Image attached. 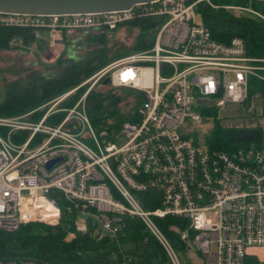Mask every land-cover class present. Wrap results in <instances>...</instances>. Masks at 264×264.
<instances>
[{
  "label": "built area",
  "instance_id": "1",
  "mask_svg": "<svg viewBox=\"0 0 264 264\" xmlns=\"http://www.w3.org/2000/svg\"><path fill=\"white\" fill-rule=\"evenodd\" d=\"M198 1L153 0L83 14L0 12V25L45 28L52 42L62 29L154 22L148 48L113 60L80 84L108 78L111 87L141 93L134 116L114 134L94 131L84 96L70 108H48L39 119L31 117L35 110L0 115V231L58 223L60 207L50 195L58 191L68 209L84 215L83 223L78 216L75 220L78 233L87 231L86 219H91L115 237L121 216H135L172 264H181L180 257L153 217L187 219L194 232L190 246L202 257L201 264H245L250 247L264 246V147L210 150L193 132L181 131L186 121H220L228 106L249 105L261 97L251 93L250 79L264 82V58L248 55L239 36L228 43L215 40L196 20ZM228 8L264 20L250 6ZM59 111L62 120L49 123ZM71 120L81 125L79 131L66 127ZM144 191L156 194L158 207L143 208L137 193ZM186 236V231L181 233L182 239ZM0 264L53 263L0 257Z\"/></svg>",
  "mask_w": 264,
  "mask_h": 264
},
{
  "label": "trees",
  "instance_id": "2",
  "mask_svg": "<svg viewBox=\"0 0 264 264\" xmlns=\"http://www.w3.org/2000/svg\"><path fill=\"white\" fill-rule=\"evenodd\" d=\"M228 6H250L252 10L264 16V0H200L194 5V9L215 40L228 43L232 37L239 36L245 42L248 55L264 58V20L254 13L231 9ZM123 26L139 27L136 50L150 46L149 30L154 26L151 19L130 21L114 29L105 26L98 29H82L86 33L83 43L87 47L91 45L92 48L79 54L75 52L77 50L75 45H84L79 42L81 38H67V33L74 29H62L59 32L63 35L60 41H63L65 50L56 60L53 70L49 73L35 72V76L25 83H13L10 86L6 84V96L0 101V114L13 116L35 110L79 86L60 103L63 108L72 107L87 89L86 84L80 86L86 78L128 53L125 51L110 54L107 47L108 32H115ZM38 31L48 33L45 28L0 25V49H25L36 39ZM15 41H18L17 44ZM97 86L104 90L89 91L85 98L86 114L95 132L106 130L111 135L124 121L134 116L142 99L141 93L123 87L116 89L104 84L103 81L98 82ZM249 89L251 93L260 94L264 115V82L252 77ZM124 100L130 105L125 112L119 110L118 106ZM44 112L41 109L37 110L31 117L39 119ZM212 114L215 116L216 112ZM63 116V112H56L48 118V122L58 124ZM66 127L73 131L78 130L77 122L73 120L69 121ZM263 136L261 127H224L215 118L204 143L210 150L231 152L240 148H261ZM53 194L61 211L58 223L21 224L16 230L0 231L1 258L30 257L53 264H172L163 246L138 217L122 215L115 237L103 232L91 219H86L87 231L78 233L75 229V220L79 213L68 209V204L61 193L58 191L50 193ZM137 197L147 210L159 205L156 194L152 191L138 192ZM153 221L179 255L181 264H192L187 257L194 233L189 228V221L172 215L163 218L153 217ZM184 231L187 232V236L182 239L181 233ZM70 233H74L73 237L66 239ZM245 264L261 263L247 254Z\"/></svg>",
  "mask_w": 264,
  "mask_h": 264
},
{
  "label": "rangeland",
  "instance_id": "3",
  "mask_svg": "<svg viewBox=\"0 0 264 264\" xmlns=\"http://www.w3.org/2000/svg\"><path fill=\"white\" fill-rule=\"evenodd\" d=\"M235 13L238 14V12ZM196 20L197 22H201V18L199 15L197 16ZM138 34H139V27L137 26H123L115 32H108L107 47L109 48V53L117 54L126 51L128 52L126 55H128L140 51L135 49L136 37ZM66 37L73 39L81 38L79 42L84 45L81 46L79 43H77L79 45H75V49L77 48V50L75 51L76 54L86 52L88 51V49L90 50L92 48L91 45L87 47L85 46V43H83L84 42L83 40L86 37V33L82 29L70 30L69 33H67ZM61 38H63V35L61 33H58L56 35V39H55L56 41L52 42V38L49 32L43 33L41 31H38L36 32V39L31 44L27 45L25 49H10V50L0 49V101H2L6 96V92H5L6 84H9L8 86H10L13 83L16 84L21 82L25 83L30 78L35 76V72L49 73L50 70H53V66L56 60L65 50V45L63 41L62 40L60 41ZM17 42L18 41H15L16 44ZM91 76H89L88 78H90ZM88 78H86L83 82H85ZM86 85H87V89L81 95V97L84 96L86 98L87 94L92 89L104 90L98 87L97 83L95 85H92V80L86 83ZM78 87L79 86L67 91L66 93L70 92L68 94L70 95L74 93ZM122 94L125 95L124 93ZM62 95L46 102V104L44 103L40 107L36 108L35 111L40 109L46 111L48 108H52L54 110L63 109L60 103H62V101L68 95L65 98H63L59 103H57L55 106L53 105L55 101L58 98H60ZM118 106H119V110H122L124 112L127 110V108L130 107L129 102L126 100L120 102ZM250 109L252 110L255 109V111L253 110L252 112V110ZM85 110H86V104H85ZM0 115L3 116V114ZM238 121H240L242 124L253 123L255 125H259V127L262 128L264 133V115L259 113V99L257 96L252 100V103H250L249 105L236 104L233 106H228L223 111V117H221L219 122L227 125V124H232L230 122L238 123ZM212 126H213L212 121H206V120H203L201 122L186 121V123L183 124L181 131L185 133L190 131L193 132L195 134L194 136L197 138V140H199V143L204 144V139L206 137V134L212 129ZM77 129L79 131L81 129V125L77 124ZM85 130L87 131L86 128ZM85 133L86 132L84 131V135ZM262 145L264 147V136L262 140ZM78 221L80 223H83L85 221L84 215L82 213L78 214ZM73 234L74 233L68 234L66 239H70L71 237H73ZM187 257L189 258V260H191L192 264L202 263V257L193 248L189 250V252L187 253Z\"/></svg>",
  "mask_w": 264,
  "mask_h": 264
},
{
  "label": "water",
  "instance_id": "4",
  "mask_svg": "<svg viewBox=\"0 0 264 264\" xmlns=\"http://www.w3.org/2000/svg\"><path fill=\"white\" fill-rule=\"evenodd\" d=\"M150 1L153 0H0V12L22 14L98 13L128 9L136 3ZM103 83L108 84V78L104 79ZM54 161L49 162L47 167H50Z\"/></svg>",
  "mask_w": 264,
  "mask_h": 264
},
{
  "label": "crops",
  "instance_id": "5",
  "mask_svg": "<svg viewBox=\"0 0 264 264\" xmlns=\"http://www.w3.org/2000/svg\"><path fill=\"white\" fill-rule=\"evenodd\" d=\"M258 99H259V113L262 114V100H261V97H258ZM250 110H252V109H250ZM253 110L255 111V109H253ZM253 110H252V112H253ZM230 123H232V124H227L226 126H229V127H248V128L259 127V125H255L253 123L242 124L240 121H238V123H233V122H230ZM262 147H263V145H262ZM248 256L249 257L252 256L255 259H257L260 263L264 264V246L250 247L248 249Z\"/></svg>",
  "mask_w": 264,
  "mask_h": 264
}]
</instances>
